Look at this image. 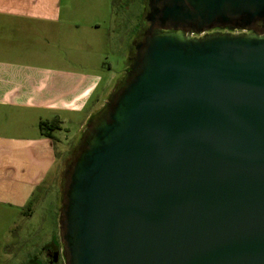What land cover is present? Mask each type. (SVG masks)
Instances as JSON below:
<instances>
[{
  "label": "water",
  "instance_id": "1",
  "mask_svg": "<svg viewBox=\"0 0 264 264\" xmlns=\"http://www.w3.org/2000/svg\"><path fill=\"white\" fill-rule=\"evenodd\" d=\"M149 5L176 30L146 36L81 131L64 264H264V33H206L264 21V0Z\"/></svg>",
  "mask_w": 264,
  "mask_h": 264
},
{
  "label": "rangeland",
  "instance_id": "2",
  "mask_svg": "<svg viewBox=\"0 0 264 264\" xmlns=\"http://www.w3.org/2000/svg\"><path fill=\"white\" fill-rule=\"evenodd\" d=\"M138 3V0H65L64 9L71 11L67 18L69 27L61 31L59 41L52 32L48 33L51 34L52 49L37 51L33 48L26 54L29 50L22 48L21 41L14 42L18 35L19 39L23 36L22 32L14 31L15 27L5 37L8 39L14 35L8 41L11 50L0 48V59L6 61L9 57L22 58L37 67H54L63 72L99 77L98 86L88 106L81 112L63 114L61 117L64 120L63 128L55 131L57 137H61L57 144L61 159L69 147L73 150L76 148L85 122L103 106L125 74L127 47L133 44L138 25L135 17ZM17 22L14 24L22 26L20 21ZM0 111H3L0 116V132L18 136L33 131L38 117L34 112H14L10 108ZM47 115L48 112H45ZM61 162L65 169L66 160ZM59 173L57 184L63 179V171ZM47 188L46 185L44 189ZM34 197L32 204H29L32 209L29 217L24 216L21 210L0 203V264H46L41 257L44 246L60 243V197L55 198L52 190L45 193L40 202L37 200L41 198L39 192ZM52 236L55 243L51 242Z\"/></svg>",
  "mask_w": 264,
  "mask_h": 264
},
{
  "label": "crops",
  "instance_id": "3",
  "mask_svg": "<svg viewBox=\"0 0 264 264\" xmlns=\"http://www.w3.org/2000/svg\"><path fill=\"white\" fill-rule=\"evenodd\" d=\"M64 2L0 0V33L4 34L0 35V48L11 50L8 41L14 35L5 37L15 27L14 31L22 32L23 36L19 39V35H15L14 42L21 41L22 48L29 50L26 54L33 48L37 51L52 49L54 46L48 33L52 32L59 41L61 31L69 27L67 18L71 11L64 9ZM17 21L23 27L14 24ZM7 59H0V109L34 112L38 117L31 133L12 136L0 132V203L21 210L29 217L32 212L26 208L30 202L32 204L36 193L39 192L41 197L37 199L39 202L51 190L55 198L58 196L57 176L64 166L61 161H67L73 153L69 147L61 159L57 148L61 137H57L56 132L62 129L53 132V138H49L41 135L39 124L47 122L63 128L62 115L81 112L88 106L99 77L63 72L54 67H37L22 58ZM2 114L0 111V116ZM46 185L48 188L44 189Z\"/></svg>",
  "mask_w": 264,
  "mask_h": 264
},
{
  "label": "flooded vegetation",
  "instance_id": "4",
  "mask_svg": "<svg viewBox=\"0 0 264 264\" xmlns=\"http://www.w3.org/2000/svg\"><path fill=\"white\" fill-rule=\"evenodd\" d=\"M138 13L135 15L138 25L137 29L135 31V35L133 38V44L131 43L130 46L127 47V56H128V63L127 66L125 67V73L130 71V65L132 64V61L137 57L138 55V47L139 45H142V43L145 42L146 36L152 34V32L155 29L161 30V31H174L176 30L174 27H172L168 22H161L159 21L158 17L154 18V21L150 20V14H152L153 9L151 5H149V0H138ZM155 8L158 10H161L163 8V4L161 2H158L155 4ZM149 18V20H148ZM178 29L186 31L188 33H193L198 30L197 27L194 26H180ZM259 32V33H264V21H259L256 24L252 25L250 28L245 29L240 26H237V24L232 23L229 26L220 24V25H215L214 27H211L209 30L206 31V33H214V32H232V33H243V32ZM75 150V149H74ZM73 150V152H74ZM73 154V153H72ZM71 154V155H72ZM67 164V162H66ZM66 167V166H65ZM64 170V169H63ZM66 185V179L63 178L59 181L58 187H59V194L58 196L59 201L62 199V192L63 189ZM57 198V197H56ZM57 239H58V234ZM54 236V235H53ZM52 236L51 242L55 240V238ZM49 242V243H51ZM54 242V241H53ZM55 243V242H54ZM41 257L42 260L46 264H64L63 256H62V247L61 243L57 244H51L45 245L42 252H41Z\"/></svg>",
  "mask_w": 264,
  "mask_h": 264
},
{
  "label": "trees",
  "instance_id": "5",
  "mask_svg": "<svg viewBox=\"0 0 264 264\" xmlns=\"http://www.w3.org/2000/svg\"><path fill=\"white\" fill-rule=\"evenodd\" d=\"M39 128H40V132H41V135L42 136H46V137H49V138H53L52 137V133L57 131V130H60L61 128L59 126H55L51 123H47V122H42L39 124ZM76 150L77 148H75L73 154L68 158V160L66 161L67 164L66 166L68 165V163L74 158L75 154H76ZM31 204V202H30ZM31 206H27V211H31ZM31 264H35L34 262H32Z\"/></svg>",
  "mask_w": 264,
  "mask_h": 264
}]
</instances>
